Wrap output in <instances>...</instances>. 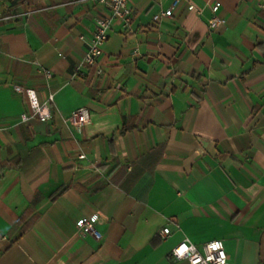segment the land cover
Listing matches in <instances>:
<instances>
[{
  "label": "crops",
  "instance_id": "1",
  "mask_svg": "<svg viewBox=\"0 0 264 264\" xmlns=\"http://www.w3.org/2000/svg\"><path fill=\"white\" fill-rule=\"evenodd\" d=\"M173 2L129 0L78 76L102 4L0 0V264H188L182 240L264 264V0H180L153 20ZM214 2L226 24L210 30ZM15 84L53 95L48 121L21 120ZM92 215L101 240L76 231Z\"/></svg>",
  "mask_w": 264,
  "mask_h": 264
},
{
  "label": "built area",
  "instance_id": "2",
  "mask_svg": "<svg viewBox=\"0 0 264 264\" xmlns=\"http://www.w3.org/2000/svg\"><path fill=\"white\" fill-rule=\"evenodd\" d=\"M106 9L107 13L96 18L95 30L89 38L81 36L86 45V52L83 59L75 66L74 75L84 76L86 68L97 64L98 57L101 55L106 42L109 39V30L113 20H119L123 26H128L133 17V8L129 4V0H97ZM180 0H174L171 6L165 10H160L153 15L154 21H159L165 16H171L175 10L176 4ZM261 2L259 6H263ZM211 16L208 20L210 30H215L226 24V19L220 14V4L214 2L210 5ZM43 73L47 81L52 78V71L43 69ZM101 72V68H97V73ZM14 90L23 94L29 104L30 111L21 114V120L27 122L32 118H38L41 121H48L51 117L50 101L53 95L49 96V100L41 102L35 89L25 87L19 84L14 85ZM67 120L74 126L80 128L91 124L92 118L90 110L87 107H80L71 112ZM84 158L85 155L80 156ZM97 218L95 215L83 216L76 222V231L81 234H89L96 240H101L103 234L96 227ZM170 233L169 228L161 230L163 237ZM172 256L176 260H187L188 264H228V254L221 240H212L199 248L192 242L182 240L172 249Z\"/></svg>",
  "mask_w": 264,
  "mask_h": 264
}]
</instances>
